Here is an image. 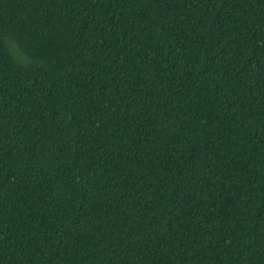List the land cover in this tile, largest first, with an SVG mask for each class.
<instances>
[{"label": "trees", "instance_id": "trees-1", "mask_svg": "<svg viewBox=\"0 0 264 264\" xmlns=\"http://www.w3.org/2000/svg\"><path fill=\"white\" fill-rule=\"evenodd\" d=\"M0 264H264V0H0Z\"/></svg>", "mask_w": 264, "mask_h": 264}]
</instances>
